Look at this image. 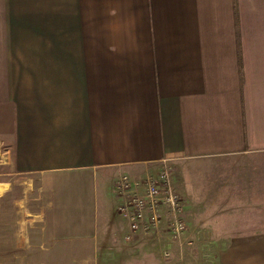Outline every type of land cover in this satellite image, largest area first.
Masks as SVG:
<instances>
[{
  "label": "crops",
  "instance_id": "0c3cea01",
  "mask_svg": "<svg viewBox=\"0 0 264 264\" xmlns=\"http://www.w3.org/2000/svg\"><path fill=\"white\" fill-rule=\"evenodd\" d=\"M0 157L52 244L95 255L118 175L167 163L199 238L264 264V0H0Z\"/></svg>",
  "mask_w": 264,
  "mask_h": 264
},
{
  "label": "rangeland",
  "instance_id": "374dc122",
  "mask_svg": "<svg viewBox=\"0 0 264 264\" xmlns=\"http://www.w3.org/2000/svg\"><path fill=\"white\" fill-rule=\"evenodd\" d=\"M169 166L172 188L179 197V217L184 225L181 238L172 237L176 220L166 214V209H161L158 226L148 235H131L129 230L111 232L98 244L95 255L91 248L83 246L85 243L49 241V230L40 219L41 212L46 214L47 209L38 207L45 203V198L37 190V180L27 181L11 171L1 176L0 180L9 183L7 191L0 192V264H233L232 254H220L226 246H231V241L199 238L198 229L183 217V199L175 187V170ZM7 170V166L0 165V172ZM159 170L150 173L156 174ZM135 172L143 174L141 170ZM117 198L115 212L122 216L118 210L120 198ZM263 219L252 220L250 227H264L260 224ZM237 224L242 226L239 221ZM251 258L245 256V264H250Z\"/></svg>",
  "mask_w": 264,
  "mask_h": 264
},
{
  "label": "built area",
  "instance_id": "2783aa9c",
  "mask_svg": "<svg viewBox=\"0 0 264 264\" xmlns=\"http://www.w3.org/2000/svg\"><path fill=\"white\" fill-rule=\"evenodd\" d=\"M114 189L120 198L118 210L126 219L131 235H148L158 226L161 209H166V214L176 220L172 237L181 238L184 225L179 217V197L172 188L169 165H163L156 174L146 173L142 177L120 174Z\"/></svg>",
  "mask_w": 264,
  "mask_h": 264
},
{
  "label": "bare ground",
  "instance_id": "6f19581e",
  "mask_svg": "<svg viewBox=\"0 0 264 264\" xmlns=\"http://www.w3.org/2000/svg\"><path fill=\"white\" fill-rule=\"evenodd\" d=\"M0 192H1V188H0Z\"/></svg>",
  "mask_w": 264,
  "mask_h": 264
}]
</instances>
